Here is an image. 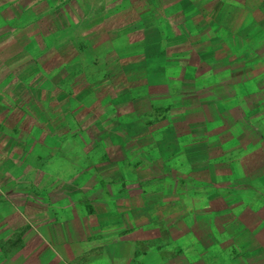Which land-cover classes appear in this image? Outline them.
Here are the masks:
<instances>
[{"label":"rangeland","instance_id":"obj_1","mask_svg":"<svg viewBox=\"0 0 264 264\" xmlns=\"http://www.w3.org/2000/svg\"><path fill=\"white\" fill-rule=\"evenodd\" d=\"M42 1L38 24L31 8L21 32L0 24V264H65L64 248L97 227L80 203L89 191L120 205V225L134 224L136 208L153 220L122 264H264V233L241 228L249 189L263 190L247 180L260 172L258 153L228 134L242 129L249 105L226 81L231 54L257 62L253 74L264 79V26L243 42L187 33L169 49L174 27L162 19L130 25V12L119 20L98 5L118 0ZM250 2L262 18L263 0ZM12 14L0 9V18ZM42 242L61 247L58 257Z\"/></svg>","mask_w":264,"mask_h":264},{"label":"crops","instance_id":"obj_2","mask_svg":"<svg viewBox=\"0 0 264 264\" xmlns=\"http://www.w3.org/2000/svg\"><path fill=\"white\" fill-rule=\"evenodd\" d=\"M118 1L119 3L116 5L111 4L108 1L101 2L98 5L100 6V9L104 10L102 11L104 13H107V10H113L114 16L118 17L119 20L122 19L123 13L130 12V16L134 18L131 20L130 25H137L139 23L146 24L143 22L144 19H162L164 21L162 23L174 27V29L170 30L175 32L174 34L176 38L169 42V49L175 48V46L170 44L172 42L182 43L187 33L195 37V39L201 38L200 40L204 41L208 39L211 40L212 38L217 41H231L235 38V40L237 39L238 41L243 42V39H241L240 36L245 35V33L250 34L252 29H255L257 26H264V0L262 5H259V16L262 18L255 16L256 14L253 11L250 0H240L239 2L235 0H145V4L143 6L138 5L132 0L130 5H123V0ZM70 2H72V0L62 1L61 3L58 1L56 6L61 9L68 6ZM4 7L5 9L14 12V14H12L9 18L2 16V18H0V24H4L5 27H18V30L14 28L15 32H21L20 26L25 27L27 24V21H25L26 18H24L25 10L31 8L34 11V20L31 24H38L40 20H37L42 16V10L40 9H43V1L33 0V2H29L28 5L26 0H5L4 2H0V9ZM154 23L160 24V22ZM205 27L208 28L204 29ZM23 30L24 29H22V31ZM179 35H181V37ZM15 41L19 42L18 40ZM23 49H25V46ZM231 55L232 56H227L230 61V65L226 68L227 74L229 75L226 81L229 86L231 85L232 90L244 91V94L241 97H236L235 99L236 101L242 100L241 102H247L249 106L247 108L245 105L244 111H246L241 113V116L243 117L241 122L244 123L242 129H228V134H232V139H236V133L242 134V136L238 139L242 141L245 153L257 151L256 153H258L260 164L257 170L260 172L254 177H251L250 175L247 180L251 181V185L258 183V185L263 188L262 192L258 193H252V190L249 189L251 195L245 200L247 202V208L244 210L245 213L243 214V217L248 218L249 221L243 222L241 228L244 234L252 235L264 233V157L262 155L264 154V91L255 92V85H257V87L259 85L260 89L264 90V79H257V77L253 74L259 70L257 69L259 66L257 62L252 64L251 69L250 67H247L244 62H236V57H239L238 55ZM232 74H249L252 76L251 78H246L244 81L240 82L237 81L236 78L234 79L235 76ZM244 89H249V92L246 93V90ZM232 111H237L238 113L241 110L236 105L229 110L227 109V114H231ZM236 163L237 162H235V164ZM215 164L217 166L215 168L217 169L220 163L217 162ZM226 166L229 165L226 164ZM247 168L249 169V167ZM99 169L101 170V168ZM98 180L102 179L98 177ZM102 181L103 184L108 182V180L104 178ZM110 182H114L116 184L117 179H111ZM228 184L230 185V183ZM241 192L242 190L240 193ZM77 193L78 192L75 191L71 193L73 200L76 196L82 195L83 199L79 201L83 206V212L89 215L88 219L93 218L97 221V227L84 226L86 227L84 228L85 231H88L86 236L91 237L90 241H85L83 237L84 233L80 232L82 236L78 237L77 240L84 241H76L72 243V245H68L64 248L69 251L72 250L71 253H67L70 257L67 261H65V264H76L78 259L79 262L77 264H82V262L83 264H111L113 261L116 264H119V261L121 262L127 258V255H129V252L128 254L126 253L129 250L128 248L134 247L135 241L139 242L143 239V237H145L141 232H143L142 230L148 232L146 228H149V226L153 224V220L149 219L142 221L137 217L139 211H137L136 208V210L131 209V211H135L134 216L127 217L134 220V224L132 225L130 221L126 224L128 226L120 225L117 218L125 217L123 215L125 213L119 204L114 205V203L110 204L104 202L101 198H99L98 195L102 196L99 192L94 195H89L92 194L90 191L88 192V195L85 194V192L80 195ZM235 194L240 196L239 192ZM103 205H107V208ZM142 211L143 214H146V217L149 218V211L147 209H142ZM107 219H113L116 221ZM123 227H127L126 230H124ZM127 232L130 233L127 234ZM44 233L46 234V232ZM108 233L113 234L110 236V242L107 241ZM122 233L124 236L121 235ZM129 235L131 236L129 237ZM132 235H134V239ZM81 243L86 245L85 248L76 249L75 247ZM41 245L47 247L46 250L52 251L58 257L59 253L57 254L54 251L61 247H57L55 244L50 246L48 243L43 242ZM40 262L41 261H38L37 264H40Z\"/></svg>","mask_w":264,"mask_h":264}]
</instances>
